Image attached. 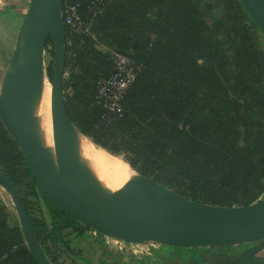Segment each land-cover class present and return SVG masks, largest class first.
Here are the masks:
<instances>
[{
	"label": "trees",
	"instance_id": "16d2710c",
	"mask_svg": "<svg viewBox=\"0 0 264 264\" xmlns=\"http://www.w3.org/2000/svg\"><path fill=\"white\" fill-rule=\"evenodd\" d=\"M93 1L63 0L64 6L79 4L84 21H92V34L66 27L65 100L80 132L188 199L230 207L259 200L264 33L241 1L222 0L220 23H213V5L204 0H104L96 14ZM149 17L153 33L142 40L138 34ZM45 44H54L52 34ZM115 50L142 70L122 99V111L108 123L98 85L113 73ZM0 169L19 190L23 184L30 189L27 196L20 192L53 264L60 255L51 243L60 246L65 230L76 236L97 232L45 197L1 120ZM31 196L45 200L44 219L33 212ZM11 216L0 198V264H38Z\"/></svg>",
	"mask_w": 264,
	"mask_h": 264
},
{
	"label": "water",
	"instance_id": "95a60500",
	"mask_svg": "<svg viewBox=\"0 0 264 264\" xmlns=\"http://www.w3.org/2000/svg\"><path fill=\"white\" fill-rule=\"evenodd\" d=\"M240 1L264 33V0ZM203 3L213 5L212 21L220 23L222 0H204ZM63 10V0H30L15 52L0 85V120L24 153L45 197L54 206L112 238L185 247L255 242L226 264H264V258L258 257L264 250V198L246 206L210 205L183 197L136 171L115 191L87 177L80 166L77 150V136L83 133L66 107ZM154 25V19L146 18L138 38L147 40ZM49 34L54 40L50 156L30 116L42 70V52ZM260 54L264 71L263 49ZM0 185L12 197L24 240L37 263L53 264L41 244L20 190L1 169Z\"/></svg>",
	"mask_w": 264,
	"mask_h": 264
},
{
	"label": "rangeland",
	"instance_id": "374dc122",
	"mask_svg": "<svg viewBox=\"0 0 264 264\" xmlns=\"http://www.w3.org/2000/svg\"><path fill=\"white\" fill-rule=\"evenodd\" d=\"M29 5L30 0H0V85L15 52ZM53 69L54 44H45L42 52L41 71L49 79V74L53 77ZM49 81L52 82L50 79ZM89 141L95 144L92 140ZM105 151L109 152L108 150ZM109 154L113 158L112 161L117 162L108 166V169L105 168L107 169L106 172H109L111 176L116 177L118 173L119 175L123 173H135V170L131 168L122 155H115L111 152ZM20 190L26 195L30 189L27 188L26 184H23ZM0 198L7 205L8 213L12 215L10 218L11 225L16 224V220L19 223L14 203L6 190L1 186ZM262 198H264V195L260 199ZM29 199L30 206L34 209L33 212L35 211L34 213L37 216L44 219L48 212L43 197L31 196ZM96 234L100 238L105 236L104 234L101 236L98 232ZM107 237L108 239H112L110 246L103 244L97 238L96 241L91 240L92 236L88 237V239L77 238L78 240H73V238H70L72 241L63 240L60 246L55 245L53 241L51 245L54 251L59 252L58 255L60 256L76 255L77 259L74 260L76 264H97V262H93L95 259L98 261V264H223L232 255H237L242 250L256 244L255 242H250L234 246L207 245L185 247L157 241L135 243L121 239L118 242V238ZM115 245L120 247L118 248ZM258 257L264 258V250L258 254ZM70 262V259L65 257L62 264H70Z\"/></svg>",
	"mask_w": 264,
	"mask_h": 264
},
{
	"label": "bare ground",
	"instance_id": "6f19581e",
	"mask_svg": "<svg viewBox=\"0 0 264 264\" xmlns=\"http://www.w3.org/2000/svg\"><path fill=\"white\" fill-rule=\"evenodd\" d=\"M30 116L37 124L41 141L47 155L50 156L53 147L52 82L49 81L42 71L36 83ZM77 150L80 166L86 172L87 177L91 181L102 184L109 190L115 191L121 188L134 174L123 173L119 175L118 173L116 177L111 176L109 172H106L107 167L117 162L112 161L113 158L109 152L105 151L104 148H101L96 143H91L83 134L77 136ZM4 189L6 190V188ZM6 192L9 194L7 190ZM10 198L12 200L11 196Z\"/></svg>",
	"mask_w": 264,
	"mask_h": 264
},
{
	"label": "built area",
	"instance_id": "2783aa9c",
	"mask_svg": "<svg viewBox=\"0 0 264 264\" xmlns=\"http://www.w3.org/2000/svg\"><path fill=\"white\" fill-rule=\"evenodd\" d=\"M103 1L94 0L90 6L91 12L96 14L95 8L99 11ZM63 15L66 27H69L73 32L92 34L90 27L92 21H84L80 14L79 4L65 5ZM112 65L113 73L108 79L99 83L97 96L105 110L103 119L108 123H111L122 111V99L142 70V65L131 56L116 50L112 52Z\"/></svg>",
	"mask_w": 264,
	"mask_h": 264
},
{
	"label": "crops",
	"instance_id": "0c3cea01",
	"mask_svg": "<svg viewBox=\"0 0 264 264\" xmlns=\"http://www.w3.org/2000/svg\"><path fill=\"white\" fill-rule=\"evenodd\" d=\"M64 235H66V240H71L70 238H73V240L74 239H76V240H78L77 238H84V239H88V237L90 238V236H92L93 238L91 239V240H97V239H100V241H102L103 242V244H105V245H107V246H110L111 245V240L112 239H108V237L105 235L104 237H97V234H96V232L95 231H93V230H90V231H87L85 234H83L81 237H78V236H76L75 234H71V231L70 230H65L64 232ZM96 234V235H95ZM72 235V236H71ZM102 236V235H101ZM97 238V239H96ZM114 240H116V239H114ZM118 240V242H120V239H117ZM72 241V240H71ZM115 246H117V245H115ZM118 248L120 247V246H117ZM65 257H67V258H69L70 259V264H76L75 263V261L74 260H76L77 258H76V255H61V256H59L58 258H57V260H56V264H62V262H63V259L65 258ZM93 262H97V264H98V261H96V259L93 261ZM108 264V263H107Z\"/></svg>",
	"mask_w": 264,
	"mask_h": 264
},
{
	"label": "flooded vegetation",
	"instance_id": "af4514ba",
	"mask_svg": "<svg viewBox=\"0 0 264 264\" xmlns=\"http://www.w3.org/2000/svg\"><path fill=\"white\" fill-rule=\"evenodd\" d=\"M136 45V44H135ZM136 47V46H135ZM253 246V245H252ZM249 248V247H248ZM248 248H246V249H248ZM245 249V250H246ZM245 250H242L240 253H242L243 251H245ZM240 253H238V254H240ZM238 254L237 255H232L228 260H226L223 264H226L227 262H229L231 259H233V258H235L236 256H238ZM222 264V263H221Z\"/></svg>",
	"mask_w": 264,
	"mask_h": 264
},
{
	"label": "clouds",
	"instance_id": "9594fccd",
	"mask_svg": "<svg viewBox=\"0 0 264 264\" xmlns=\"http://www.w3.org/2000/svg\"><path fill=\"white\" fill-rule=\"evenodd\" d=\"M121 240V239H120Z\"/></svg>",
	"mask_w": 264,
	"mask_h": 264
}]
</instances>
